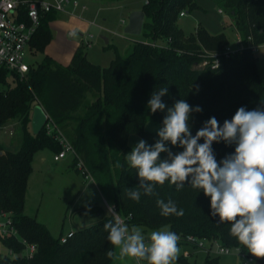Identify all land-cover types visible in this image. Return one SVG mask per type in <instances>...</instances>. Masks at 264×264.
Wrapping results in <instances>:
<instances>
[{
    "label": "trees",
    "instance_id": "16d2710c",
    "mask_svg": "<svg viewBox=\"0 0 264 264\" xmlns=\"http://www.w3.org/2000/svg\"><path fill=\"white\" fill-rule=\"evenodd\" d=\"M216 1L230 14L244 43L242 51L235 55L224 53L229 45L224 31L211 32L201 22L189 31L180 24L182 11L189 13L200 8L196 0H145L144 37L133 42L128 54L117 53L107 66L90 61L86 47L79 45L67 65L44 54L39 61L28 60L29 70L24 75L0 68V127L18 120L23 133L18 149L6 148L0 142V213H6L10 219L8 232H3L1 241L13 254L1 256L0 264H112L114 261L107 252L116 249L104 229L106 222L114 220L112 213L97 223L72 231L63 242L62 235L54 236L37 217L25 212L35 153L43 148L54 153L61 149L56 139L57 129L48 133L44 125L39 133L31 130L33 108L37 104L44 107L65 137L70 136L77 158L83 156L87 171L102 182L117 213L127 218L126 224L153 228L167 224L181 240L193 235L217 239L226 246L240 245L248 251L230 235V223L220 222L218 216L211 215L210 198L188 183L177 190L166 181L156 186V195L142 194L138 203L128 196L130 190L139 187L137 170L125 159L132 149L129 137L143 134L149 145L154 144L157 131H147L145 123L152 117L162 127L167 111L151 113L147 105L153 92L167 87L168 94L162 97L167 107L184 99L193 108H202L201 112L191 114L192 135L211 117L222 126L242 106L246 110L264 109L259 56L249 45V38L254 43H264V0ZM58 13L50 11L42 17L30 43L35 51L45 52L53 39L50 22ZM216 58L220 63L213 66ZM168 146L173 153L183 151L179 146ZM212 148L220 161L234 152L235 145L221 141L214 142ZM166 155L162 153L161 157ZM118 161L120 167L116 166ZM158 198L166 202L171 199L178 209L184 210V215L162 216L156 203ZM30 244L36 245L32 256L27 254ZM220 256L211 258L207 254L203 264H236L220 263ZM178 260L187 262L183 256ZM259 264H264V257H260Z\"/></svg>",
    "mask_w": 264,
    "mask_h": 264
},
{
    "label": "clouds",
    "instance_id": "9594fccd",
    "mask_svg": "<svg viewBox=\"0 0 264 264\" xmlns=\"http://www.w3.org/2000/svg\"><path fill=\"white\" fill-rule=\"evenodd\" d=\"M167 94V87L153 92L147 105L153 114L167 109L156 142L149 145L141 139L125 155L139 178V187L128 192L129 198L138 203L142 194L156 195V186L166 181L177 190L188 183L210 198L211 215L231 224L232 237L253 256L264 257V109L246 110L242 106L222 126L211 117L192 135L191 114L202 108H193L184 99L167 107L162 101ZM221 141L234 144L235 149L217 161L212 145ZM169 144L183 151L173 153ZM162 153L166 157L162 158ZM116 166H121L119 161ZM156 203L164 217L184 215L171 199L166 202L158 198ZM109 211L114 220L106 222L104 229L108 241L118 250V255L108 251L109 258H136L138 264L141 260L147 264H174L180 252V237L175 232L153 230L146 242L142 227H129L112 206Z\"/></svg>",
    "mask_w": 264,
    "mask_h": 264
},
{
    "label": "rangeland",
    "instance_id": "374dc122",
    "mask_svg": "<svg viewBox=\"0 0 264 264\" xmlns=\"http://www.w3.org/2000/svg\"><path fill=\"white\" fill-rule=\"evenodd\" d=\"M86 9H77L76 12H59L51 22L53 39L45 52L37 51L34 61L41 60L45 53H50L60 64L67 65L71 62L74 52L79 45L86 47L87 57L90 61L107 66L117 53L126 55L131 50L136 39H142L139 35L128 34L124 31L132 11L142 7L145 0H78ZM199 9L180 17V24L186 30H194L199 22L205 25L211 32L224 31L232 48L238 47L237 34L230 14L221 8L216 0H196ZM223 9V13L219 9ZM106 38L108 40H106ZM163 40H158L162 43ZM47 51V52H46ZM258 65L264 82V45H260L257 51ZM1 86V84H0ZM161 123L149 117L145 123V129L156 132ZM32 130V127H31ZM12 133V134H11ZM22 128L18 120H10L0 127V141L8 148L16 149L22 143ZM67 137V135H66ZM71 141L70 136L67 137ZM141 139L146 141L143 134L135 133L129 137L131 148ZM54 152L49 148L38 150L34 155L33 170L30 176L26 213L37 217L43 222L54 236L68 235L71 230H79L97 223L113 205L112 199L107 194L102 182L90 174H85L82 169L75 166L74 154L67 153L66 157L54 159ZM85 161L80 154L78 161ZM95 208L98 209L95 212ZM7 215L0 213V257L13 255L2 241L1 235L7 222ZM133 226V225H131ZM129 225V227H131ZM143 229L147 237L153 230H170L169 225L149 227L136 225ZM191 244L179 240L180 249L178 257L187 259L186 264H203L207 254L212 258L216 254L207 253L202 248H191ZM217 243L213 247L217 248ZM118 255V250H116ZM241 257L233 251L232 254L221 255L220 263L234 262L240 264ZM146 261H139L145 264ZM112 264H138L136 258H114ZM174 264H183L178 260ZM185 264V263H184Z\"/></svg>",
    "mask_w": 264,
    "mask_h": 264
},
{
    "label": "built area",
    "instance_id": "2783aa9c",
    "mask_svg": "<svg viewBox=\"0 0 264 264\" xmlns=\"http://www.w3.org/2000/svg\"><path fill=\"white\" fill-rule=\"evenodd\" d=\"M86 9L84 5H80L78 0H0V68L7 69L11 72H16L20 75H24L29 70L28 53L30 50V43L33 35L35 34L37 28L41 23L42 17L50 11L55 12H76L77 9ZM219 12H224L223 9H219ZM186 12L182 11L181 16L185 15ZM238 47L232 48L228 45L224 53L226 56L235 55L242 51L244 48V43L239 34H237ZM249 45L251 49L255 52L262 44L254 43L251 38H249ZM217 56V54H215ZM205 61L203 64H206ZM219 59L216 58L213 66L219 65ZM47 113V112H46ZM48 133H52L53 129L58 130L56 139H58L61 144L60 151L54 154L55 160H60L66 157L67 153L74 154L76 161V166L82 169L85 174H90L84 162L77 158V153L72 143L64 136L57 125L50 119L47 113V121L45 123ZM112 206L113 211H116L115 205ZM2 214H6L1 212ZM7 215V214H6ZM120 219L125 223L127 218L121 217L118 213ZM8 217V215H7ZM10 224V219L4 225V233L8 232V225ZM72 232L68 235L62 236L61 240L65 242ZM194 247L198 249H203L207 253H214L216 255H228L232 254L233 251L237 253L242 261L240 264H259L260 257L253 256L250 252L244 250L239 246H226L223 245L217 239H207L199 238L193 235H187L184 239ZM217 243V248L213 247V243ZM36 250V245L30 244L27 246L28 256H32Z\"/></svg>",
    "mask_w": 264,
    "mask_h": 264
},
{
    "label": "water",
    "instance_id": "95a60500",
    "mask_svg": "<svg viewBox=\"0 0 264 264\" xmlns=\"http://www.w3.org/2000/svg\"><path fill=\"white\" fill-rule=\"evenodd\" d=\"M146 19L145 12L142 9L134 10L130 13L124 31L128 34L139 35L143 32V26ZM106 40H108L106 38ZM47 121V113L40 104L33 108L31 126L34 133H39Z\"/></svg>",
    "mask_w": 264,
    "mask_h": 264
},
{
    "label": "crops",
    "instance_id": "0c3cea01",
    "mask_svg": "<svg viewBox=\"0 0 264 264\" xmlns=\"http://www.w3.org/2000/svg\"><path fill=\"white\" fill-rule=\"evenodd\" d=\"M139 9H142V7L141 8H139ZM58 15V14H57ZM183 16H185V15H183ZM54 20V19H53ZM52 20V21H53ZM51 21V22H52ZM51 22H50V25H51ZM51 27V26H50ZM51 30H52V28H51ZM52 32H53V30H52ZM52 41V40H51ZM50 44V43H49ZM48 44V45H49ZM47 45V46H48ZM47 48V47H46ZM46 50V49H45ZM47 52V51H46ZM36 53H37V51H35V49L34 48H32V47H30V50H29V53H28V60H29V58H31V57H34L35 55H36ZM45 54H48V55H50V56H52L50 53H45ZM44 56V55H43ZM31 61H34L33 59H31ZM37 61V60H36ZM39 61V60H38ZM69 64V63H68ZM12 134V133H11ZM1 142V141H0ZM3 145H4V143L3 142H1ZM5 146V145H4ZM6 148H8L7 146H5ZM13 149V148H12ZM16 149H18L17 147H16ZM60 161V160H59ZM33 162H34V160H33ZM78 168V167H77ZM30 176H31V174H30ZM29 180H30V177H29ZM29 180H28V185H29ZM27 193H28V188H27ZM26 209H27V194H26V203H25V212H26ZM106 215H109V213H106V214H104V216H106ZM104 216H102L101 217V219L104 217ZM100 219V220H101ZM73 230H71L70 232H72Z\"/></svg>",
    "mask_w": 264,
    "mask_h": 264
}]
</instances>
